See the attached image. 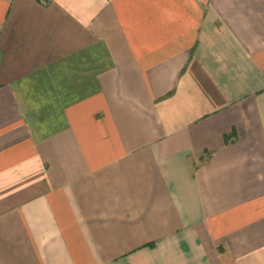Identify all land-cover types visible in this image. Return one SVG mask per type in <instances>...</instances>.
<instances>
[{
  "label": "crops",
  "instance_id": "0c3cea01",
  "mask_svg": "<svg viewBox=\"0 0 264 264\" xmlns=\"http://www.w3.org/2000/svg\"><path fill=\"white\" fill-rule=\"evenodd\" d=\"M0 264H264V0H0Z\"/></svg>",
  "mask_w": 264,
  "mask_h": 264
}]
</instances>
